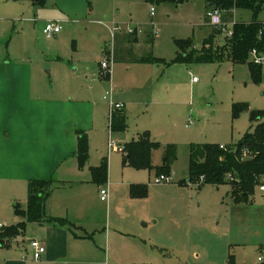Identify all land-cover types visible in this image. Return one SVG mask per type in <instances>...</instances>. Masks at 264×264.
I'll list each match as a JSON object with an SVG mask.
<instances>
[{"label":"rangeland","instance_id":"obj_1","mask_svg":"<svg viewBox=\"0 0 264 264\" xmlns=\"http://www.w3.org/2000/svg\"><path fill=\"white\" fill-rule=\"evenodd\" d=\"M54 1L38 5L33 0H0V83L8 85L0 95V145L9 143L5 129L12 114L14 74L24 78L29 67L34 82L47 93L34 110L40 112L36 109L46 102L49 111L56 110V102L69 103L66 113L89 133V160L81 165L77 155L68 158L61 167L69 170L55 177L65 183L56 186L46 205L47 215L75 224L72 235L57 237L60 225L27 221L24 232L0 244V264H226L230 256L237 264L256 263L264 255V192L257 190L251 203H235L229 183L189 181L193 144L233 145L255 131L258 120L252 111L264 113V64L260 80H255L252 59L234 62L226 49L234 21L251 22L253 12L225 10L223 24L215 26L206 21L204 0L182 5ZM257 18L264 21V11ZM57 19L62 32L48 37L40 21ZM135 26L143 31L134 45L135 55L157 60L126 63L110 53L112 30L123 35ZM154 28L158 35L147 41L145 31ZM210 36L212 49L223 48L221 58L177 60V40H191L188 50L201 49ZM122 55L130 56L128 50ZM107 58L112 61L105 70L102 62ZM110 87L114 100L125 103L128 127L122 131L110 128V102L105 98ZM19 101L26 105L23 95ZM139 133L159 144L152 152L151 168L125 164V146L139 139ZM111 135L120 150L110 149ZM45 144L52 145L51 137ZM167 144L177 145V159L171 163L170 180L156 183ZM103 158L109 162L108 180L96 184L92 166ZM1 160L0 174H5L4 156ZM132 186L147 193L134 197ZM28 187L0 178V230L20 221L15 205L27 208ZM102 188L108 189L106 201L101 199ZM49 229L58 242L57 261L47 262L44 255L36 260L30 242L43 240Z\"/></svg>","mask_w":264,"mask_h":264},{"label":"trees","instance_id":"obj_2","mask_svg":"<svg viewBox=\"0 0 264 264\" xmlns=\"http://www.w3.org/2000/svg\"><path fill=\"white\" fill-rule=\"evenodd\" d=\"M147 2L162 4L172 3L182 5L189 0H146ZM207 11L219 8L222 11L232 12L235 9L251 10L254 17L251 22H234L233 35L227 45V50L234 62L245 63L249 59L253 48L264 49V21H260L257 15L264 11V0H205ZM45 0H35V4L43 5ZM177 60L184 62H208L223 56V48L212 49L213 39L210 36L201 49L194 46L188 50L192 41L177 40ZM185 51V52H184ZM157 58L151 55L143 56L139 61H155ZM250 63V69L255 80H260L262 65ZM109 75V74H107ZM252 118L258 123L254 132H247L237 143L221 148L220 144H193L190 150L189 181L197 183H212L231 185V196L235 203H251L259 187L264 183V113L252 111ZM111 130L122 131L128 127L127 116L124 110L114 112L111 120ZM75 155L81 165L89 160V134L86 130H79ZM159 148V144L152 141L148 134H140L139 139L129 142L125 146V164L135 168H151L152 152ZM165 159L159 169L160 175H171V163L177 159V145L165 146ZM109 162L103 158L101 164L92 166L93 182L104 184L108 180ZM60 185L55 179H32L29 181V197L27 208L16 206V215L19 222L6 226L0 230V244L6 245L13 237L24 232L26 222L52 223L72 230L75 224L68 218L55 217L46 214V205L51 198L56 186ZM134 197L145 196L143 189L131 187ZM141 190V191H139ZM80 228V227H79ZM226 264H237L230 256ZM264 264V263H241Z\"/></svg>","mask_w":264,"mask_h":264},{"label":"crops","instance_id":"obj_3","mask_svg":"<svg viewBox=\"0 0 264 264\" xmlns=\"http://www.w3.org/2000/svg\"><path fill=\"white\" fill-rule=\"evenodd\" d=\"M33 2L35 3V0H33ZM54 2L65 1L55 0ZM204 2L206 1L204 0ZM204 4L207 11L206 3ZM206 21H209V19H206ZM43 23V27H45L47 21H40L41 25ZM61 32L59 34H61ZM59 34H57L56 36H58ZM144 34L147 41L153 40L155 38L152 30L145 31ZM129 35L130 34L126 32H123V35L116 34L115 60L120 59L123 62L132 63L138 62L139 59L143 57H137L134 53V45L139 41L141 36L139 34L135 36ZM127 50L129 51L130 55L128 59H126V57H123L122 55ZM26 70L28 72V75H26L24 78H20L14 74L15 78L13 79V81H16L17 83L15 82L12 85V90L10 91L11 97L9 101L10 108L12 109V114L6 121L8 122V124L5 129V131L7 132L6 137L8 138L9 143H5L4 146L0 145V170L2 166L1 158L4 156L7 173L0 174V178L14 182L26 183V185L28 183L29 185V181L32 179H55V177H58V174L61 176L62 170L63 173L69 170L65 168L62 169L61 166L65 165L66 161L69 160L68 158L76 157V135L79 130H85L83 128H85L86 126L70 119V117L66 113L68 109L65 106L69 103H66L65 100L56 102V104L58 105L56 110L52 109L49 111L47 106L45 107V105L47 104L46 102L44 104V107L36 109L40 112H36L34 110V104L38 101H44L45 94L47 93L44 92L45 87H43V85H37L34 82L35 79L32 78V74L30 71L31 69L27 67ZM22 79L25 80L22 81ZM23 87L25 89H23ZM5 88L8 89L7 81L0 83V95L6 94ZM21 95H23L26 99V105L24 106L21 105L19 101ZM69 100H72L71 97L69 98ZM117 102L124 103L120 100H117ZM125 108L126 107H124L123 110L127 116L128 122V115ZM96 116L97 115L95 113V119ZM9 124H11V126ZM48 137H51L52 140V145L50 147L45 144V141ZM58 182L65 183V181L61 180H58ZM16 217L18 216L16 215ZM57 228L58 229L55 231L57 237L59 235H63L68 239L70 237L69 235H72L71 232L73 231L66 227L60 226ZM42 237L44 239L39 240L46 245L47 250L46 253L43 254L44 256H46V261H57V256H59V254L55 253L54 246H56L58 242L55 240L53 241V238H56L54 233L49 229L48 233H44ZM75 237L84 236H78L76 234ZM46 239L49 240V242Z\"/></svg>","mask_w":264,"mask_h":264},{"label":"built area","instance_id":"obj_4","mask_svg":"<svg viewBox=\"0 0 264 264\" xmlns=\"http://www.w3.org/2000/svg\"><path fill=\"white\" fill-rule=\"evenodd\" d=\"M223 11L220 10L219 8H213V9H209L207 11V17L209 19V23L215 26H219L223 24V16H222ZM153 14V11H152ZM62 30V25H61V20H49L47 22V24L45 25L43 32L48 36V37H54L57 34H59ZM116 29L112 30V34H113V49L112 51H110V53H112L114 59H115V36H116ZM126 33L130 34V35H138L143 33V31L141 29H139L137 26L135 27H129L126 30ZM152 33L156 36L158 35V30L156 28H154L152 30ZM229 35H233V32H229ZM249 58H251V62L254 64H259L262 65L264 64V49H260V48H253L250 51L249 54ZM112 61L111 58H107L102 62V67L105 70H108L110 68V62ZM109 74V73H107ZM193 81H198L197 77L193 78ZM115 90L110 87V89L106 92L105 98L109 100L110 102V120L114 114L115 111L117 110H123L125 107L124 103L121 102H117L116 100H114V95ZM110 128H111V124H110ZM221 148L226 149L225 145H221ZM110 149L112 150H120L119 145L117 144V139H115L114 137H112V135L110 136ZM170 180V176L166 175V174H162L159 175L156 178V183H161V182H167ZM203 180V177L200 178V180L195 183V184H199L201 181ZM259 190H261L262 192H264V183H262L259 187ZM101 199L103 201H106L108 198V189L106 188H102L101 191ZM3 227L0 224V228ZM31 247L34 249V258L36 260H40L43 256V254L46 253V245L37 239H33L30 242ZM256 263H264V255L263 256H259L258 260Z\"/></svg>","mask_w":264,"mask_h":264}]
</instances>
